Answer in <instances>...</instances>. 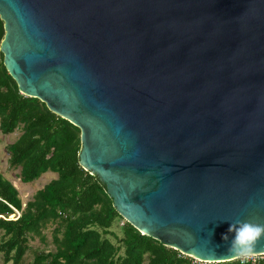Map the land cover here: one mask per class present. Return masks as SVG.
<instances>
[{"label": "water", "instance_id": "95a60500", "mask_svg": "<svg viewBox=\"0 0 264 264\" xmlns=\"http://www.w3.org/2000/svg\"><path fill=\"white\" fill-rule=\"evenodd\" d=\"M0 20L18 92L78 128L126 222L200 262L242 256L230 224H264V0H0Z\"/></svg>", "mask_w": 264, "mask_h": 264}, {"label": "trees", "instance_id": "16d2710c", "mask_svg": "<svg viewBox=\"0 0 264 264\" xmlns=\"http://www.w3.org/2000/svg\"><path fill=\"white\" fill-rule=\"evenodd\" d=\"M2 35L0 20V40ZM15 129L17 136L5 148L8 168H18L21 182L46 171L55 177L22 203L0 173V264H21L29 238L44 240L47 225L52 226V248L35 252L31 264H264V259L193 261L140 234L112 208L93 174L78 165V128L38 99L20 94L0 52V133ZM113 225L118 233L110 229Z\"/></svg>", "mask_w": 264, "mask_h": 264}, {"label": "rangeland", "instance_id": "374dc122", "mask_svg": "<svg viewBox=\"0 0 264 264\" xmlns=\"http://www.w3.org/2000/svg\"><path fill=\"white\" fill-rule=\"evenodd\" d=\"M19 130L15 129L11 133L2 134L0 133V173L8 179L13 186L17 189L18 196L22 203L26 200L31 198L33 192L40 188L44 183L48 182L50 179L55 177V174L46 171L36 179L30 182H21L18 178V168L10 169L7 166V152H6V145L14 140L17 136ZM18 214V212H14V214L9 215V217H14ZM121 223V222H120ZM51 225H47L43 230L42 233L44 235V240L38 239V237H30L28 240V249L22 259L21 264H31L34 253L39 251H46L52 248V243L50 242V231ZM112 231L118 233V229L115 225L110 228ZM108 237L113 240L111 236ZM255 260L257 259H264V254L259 255L258 257H254Z\"/></svg>", "mask_w": 264, "mask_h": 264}, {"label": "clouds", "instance_id": "9594fccd", "mask_svg": "<svg viewBox=\"0 0 264 264\" xmlns=\"http://www.w3.org/2000/svg\"><path fill=\"white\" fill-rule=\"evenodd\" d=\"M228 231L235 233L230 254L247 256L255 251L257 242L264 237V224L235 221L230 224ZM224 239L227 240V236Z\"/></svg>", "mask_w": 264, "mask_h": 264}, {"label": "built area", "instance_id": "2783aa9c", "mask_svg": "<svg viewBox=\"0 0 264 264\" xmlns=\"http://www.w3.org/2000/svg\"><path fill=\"white\" fill-rule=\"evenodd\" d=\"M258 257L259 255H247V256H241L237 259H239L240 262H246V261H250L251 263H254L256 260L254 259V257ZM193 261H198L194 258H192ZM200 262V261H198ZM203 263H208V262H203Z\"/></svg>", "mask_w": 264, "mask_h": 264}]
</instances>
